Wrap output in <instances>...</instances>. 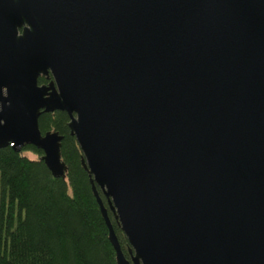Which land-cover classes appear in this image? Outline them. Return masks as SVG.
<instances>
[{"label":"water","instance_id":"95a60500","mask_svg":"<svg viewBox=\"0 0 264 264\" xmlns=\"http://www.w3.org/2000/svg\"><path fill=\"white\" fill-rule=\"evenodd\" d=\"M57 111L116 264H264V0H0V149L65 180Z\"/></svg>","mask_w":264,"mask_h":264},{"label":"trees","instance_id":"16d2710c","mask_svg":"<svg viewBox=\"0 0 264 264\" xmlns=\"http://www.w3.org/2000/svg\"><path fill=\"white\" fill-rule=\"evenodd\" d=\"M52 80L39 78V85ZM64 112L41 114L39 129L63 137L65 180L51 176L32 146L15 152L0 149V264H116L108 230L92 190L83 156L68 129ZM24 153L35 155L30 159ZM107 209L120 248L130 259V246L108 200L95 187Z\"/></svg>","mask_w":264,"mask_h":264},{"label":"rangeland","instance_id":"374dc122","mask_svg":"<svg viewBox=\"0 0 264 264\" xmlns=\"http://www.w3.org/2000/svg\"><path fill=\"white\" fill-rule=\"evenodd\" d=\"M25 156H27L30 159H36L37 157L31 153H24Z\"/></svg>","mask_w":264,"mask_h":264},{"label":"flooded vegetation","instance_id":"af4514ba","mask_svg":"<svg viewBox=\"0 0 264 264\" xmlns=\"http://www.w3.org/2000/svg\"><path fill=\"white\" fill-rule=\"evenodd\" d=\"M19 33H21V30L19 31Z\"/></svg>","mask_w":264,"mask_h":264}]
</instances>
